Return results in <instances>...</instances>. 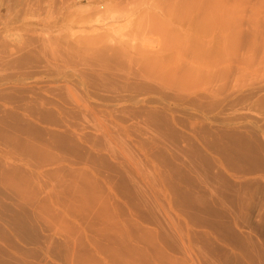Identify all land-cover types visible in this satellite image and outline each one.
Here are the masks:
<instances>
[{
  "label": "rangeland",
  "instance_id": "obj_1",
  "mask_svg": "<svg viewBox=\"0 0 264 264\" xmlns=\"http://www.w3.org/2000/svg\"><path fill=\"white\" fill-rule=\"evenodd\" d=\"M262 157L264 0H0V264H264Z\"/></svg>",
  "mask_w": 264,
  "mask_h": 264
},
{
  "label": "bare ground",
  "instance_id": "obj_2",
  "mask_svg": "<svg viewBox=\"0 0 264 264\" xmlns=\"http://www.w3.org/2000/svg\"><path fill=\"white\" fill-rule=\"evenodd\" d=\"M61 85H62V84H61ZM61 89H62V88H61ZM57 91H58V90H57ZM66 91H67V90H65V92H66ZM54 92H55V91H54ZM65 92H64V93H65ZM52 94H53V92H52ZM61 95H62V94H61ZM89 95H90V94H89ZM64 96H65V95H64ZM66 96H67V95H66ZM92 97H93V96H92ZM60 98H61V97L59 96L58 100H59ZM61 99H62V98H61ZM61 99H60V100H61ZM66 99H67V98H66ZM50 100H51V99H50ZM52 100H54V99H52ZM60 100H59V101H60ZM64 100H65V99H64ZM64 100H63V101H64ZM61 101H62V100H61ZM45 102H46V101H45ZM65 102H67V101H65ZM42 103H43V102H42ZM46 103H48V102H46ZM50 103H51V102H50ZM67 103H68V102H67ZM40 104H41V103H40ZM53 104H55V103H53ZM50 105H51V104H50ZM64 105H66V104H64ZM76 105H77V104H76ZM52 106H53V105H52ZM54 106H55V105H54ZM58 106H59V105H58ZM58 106H57V107H58ZM78 106H79V105H78ZM82 106H83V105H82ZM84 106H85V105H84ZM54 108H56V107H54ZM60 108H62V107H60ZM79 108H80V106H79ZM85 108H86V107H85ZM62 109H63V108H62ZM86 110H88V109H86ZM79 111H80V110H79ZM83 111H85V110H83ZM60 113L62 114V112H60ZM80 113H81V112H80ZM83 113H84V112H83ZM64 114H65V113H64ZM81 114H82V113H81ZM81 116H82V115H81ZM62 117H63V116H62ZM81 129H82V128H81ZM81 129H80V130H81ZM241 129H242V128H241ZM191 132H192V131H191ZM248 135H249V134H248ZM83 136H84V135H83ZM79 138H80V136H79ZM81 138H82V137H81ZM237 144H238V143H237ZM204 145H205V144H204ZM238 147H239V146H238ZM204 148L207 149V146L204 147ZM208 148H210V147H208ZM239 148H240V147H239ZM230 149H232V148H230ZM245 149H246V148H245ZM220 150H221V149H220ZM220 150H219V151H220ZM212 151H213V150H212ZM226 151H227V150H226ZM239 151H240V150H239ZM232 152H233V151H232ZM235 152H237V151L235 150ZM211 153H212V152H211ZM213 153H216V151H213ZM238 153H239V152H238ZM218 155H219V154H218ZM218 155H216V156L218 157ZM220 155H221V154H220ZM221 156H222V155H221ZM223 156H226V154H224ZM230 156H231V155H230ZM234 156H235V155H234ZM208 157H209V156H208ZM237 157H238V156H237ZM242 157H243V156H242ZM204 158H205V157H204ZM211 158H212V157H211ZM220 158H221V157H220ZM262 158H264V157H262ZM221 159H222V158H221ZM224 159H225V157H224ZM226 159H227V158H226ZM226 159H225V161H226ZM229 159H230V158H229ZM79 160H80V159H79ZM213 160H215V159L213 158ZM219 161H220V160H219ZM227 161H228V160H227ZM214 162H216V165H219V164H217V161H214ZM214 162H213V163H214ZM261 162H262V161H261ZM76 163H77V162H76ZM192 163H193V162H192ZM223 164H224V163H221L222 166H223ZM227 164H228V163H227ZM262 164H264V163H262ZM221 165H220V166H221ZM93 167H94V166H93ZM8 168H9V167H8ZM216 168H218V167H216ZM219 168H220V167H219ZM175 169H176V168H175ZM175 169H174V170H175ZM191 169H193V168H191ZM194 169H195V168H194ZM220 169H221V168H220ZM0 170H1V169H0ZM172 170H173V169H172ZM226 170H227V169H226ZM259 170H260V169H259ZM4 171H5V170H4ZM183 171H184V169H183ZM189 171H190V170H189ZM194 171H195V170H194ZM228 171H229V170H228ZM190 172H191V171H190ZM195 172H197V171H195ZM0 173H1V172H0ZM2 173H3V172H2ZM165 173H166V172H165ZM193 173H194V172H193ZM178 174H179V173H178ZM4 175H5V174H4ZM181 175H182V174H181ZM181 175H180V176H181ZM170 177L172 178V176H170ZM178 177H179V176H178ZM200 178H201V177H200ZM173 179H174V178H173ZM178 181H179V180H178ZM163 185H165V183H164ZM173 185H174V184H173ZM204 185H205V184H204ZM171 186H172V185H171ZM169 187H170V186H169ZM172 191H173V189H172ZM180 191H181V190H180ZM168 193H169V192H168ZM174 193H175V192H174ZM174 193H172V194H174ZM178 193H179V192H178ZM178 193H177V195H178ZM183 193H184V191H183ZM179 195H180V194H179ZM185 195H186V194H185ZM190 195H191V194H190ZM183 196H184V194H183ZM187 196H188V195H187ZM178 197H180V196H178ZM186 198H187V197H186ZM197 198H198V197H197ZM183 199H184V198H183ZM193 199H195V198H193ZM193 199H192V201H193ZM181 200H182V198H181ZM192 201H191V202H192ZM191 202H188V203H191ZM202 202H203V201H202ZM193 203H194V201H193ZM195 203H196V202H195ZM197 203H198V201H197ZM177 204H178V203H177ZM177 204H176V205H177ZM200 204H202V203H200ZM178 205H179V204H178ZM183 205H184V204H183ZM190 205H192V204H190ZM172 206H173V205H172ZM196 206H197V205H196ZM177 207H178V206H177ZM179 207H180V206H179ZM181 207H182V206H181ZM191 207H192V206H191ZM208 207H209V206H208ZM217 207H218V206H217ZM175 208H176V207H175ZM218 208H219V207H218ZM192 210H193V209H192ZM207 211H208V210H207ZM214 211H215V210H214ZM216 211H217V209H216ZM204 212H205V211H204ZM204 212H203V213H204ZM209 215H210V214H209ZM211 215H212V214H211ZM212 216H213V215H212ZM202 217H203V216H202ZM212 218H213V217H212ZM157 227H158V226H157ZM157 227H156V228H157ZM143 232H144V231H143ZM150 232H152V231H150ZM153 232H154V231H153ZM138 233H139V232H138ZM147 233H148V232H147ZM134 236H135V235H134ZM137 237H138V236H137ZM164 237H165V236H164ZM124 238H125V237H124ZM126 238H128V236H127ZM133 238H134V237H133ZM139 239H141V238H139ZM143 239H145V238H143ZM141 241H142V240H141ZM132 242H134V241H132ZM143 242H146V240H145V241H142V243H143ZM129 243H130V242H129ZM137 243H138V242H137ZM146 243H148V242H146ZM124 244H125V243H124ZM143 244H144V243H143ZM143 244H142V245H143ZM130 245H131V244H130ZM134 245H135V244H134ZM114 246H115V245H114ZM119 246H120V245H119ZM121 246H122V245H121ZM125 246H126V245H125ZM143 246H144V245H143ZM122 247H123V246H122ZM122 247H121V249H122ZM126 247H127V246H126ZM132 247H133V246H132ZM145 247H146V246H145ZM155 247H156V246H155ZM170 247H171V246H170ZM117 248H118V247H117ZM137 248H139V247H137ZM131 249H132V248H131ZM159 249H160V248H159ZM159 249H158L157 251H160V250H161V249H160V250H159ZM117 250H118V249H117ZM127 250H128V249H127ZM138 250H139V249H136V251H135V249H134L135 252H134V251H133V252H132V251H131V252H128V251H127L128 253H126V251H125L124 254H123V253H120L121 256L118 255V254H115V253H113V252H112V255L109 254V252H108V253H105V256H103L104 253H103V250H102L101 253H103V255L100 254V255H99V258L101 259V261H102L101 263H103V264H116L115 260H117L118 258H121V257H122L121 259H123V257H124V258L127 257V259H128V261H127V262L125 261V263L119 262V263H121V264H136V263L138 264L137 261H141L140 258H142V259L145 258V259H146V260L144 259L145 262H146V261H149V262H150L149 259H152V256H151V255H153L152 252L150 253V257H148V255H147V251H146V250H141V251L139 250L140 252H138ZM149 251H150V250H149ZM168 251H169V250H168ZM171 251H172V250H171ZM171 251H170V252H171ZM99 252H100V251H99ZM99 252H97V255H98ZM105 252H107V251H105ZM116 253H117V252H116ZM125 253H126L127 255H126ZM158 253H160V252H158ZM158 253H155V254H158ZM162 253H163V251H162ZM164 253H165V252H164ZM164 253H163V254H164ZM107 254H108V255H107ZM114 254H115V255H114ZM155 254H154V255H155ZM125 255H126V256H125ZM145 255H147V256H145ZM110 256H111V257H110ZM158 256H159V255H158ZM161 256H162V255H161ZM161 256H160V257H161ZM167 256H168V255H167ZM146 257H148L149 259H147ZM156 257H157V255H156ZM156 257H155V258H156ZM164 258H165V257H162L161 259H164ZM166 258H167V257H166ZM166 258H165V259H166ZM165 259H164V260H165ZM123 260H124V259H123ZM123 260H118V261H123ZM152 260H153V259H152ZM156 260H157V262H158V258H156ZM168 260H169V259H168ZM118 261H117V262H118ZM131 261H132L133 263H132ZM153 261H155V260H153ZM162 261H163V260H160V262H162ZM173 261H174V260H173ZM173 261H172V263H174ZM176 261H177V260H176ZM99 262H100V261H99ZM128 262H131V263H128ZM141 262H142V261H141ZM169 262H170V260L168 261V263H169ZM139 263H140V262H139ZM150 263H152V262H150ZM150 263L147 262L146 264H150ZM162 263H163V262H162ZM164 263H165V262H164ZM182 263H183V262H182ZM143 264H145V263H143ZM157 264H158V263H157ZM175 264H176V263H175ZM180 264H181V263H180Z\"/></svg>",
  "mask_w": 264,
  "mask_h": 264
}]
</instances>
